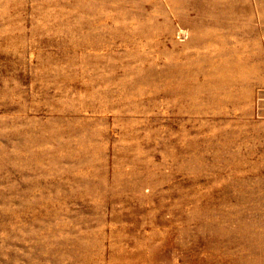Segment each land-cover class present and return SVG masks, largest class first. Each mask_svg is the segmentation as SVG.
Returning a JSON list of instances; mask_svg holds the SVG:
<instances>
[{
    "label": "rangeland",
    "instance_id": "rangeland-1",
    "mask_svg": "<svg viewBox=\"0 0 264 264\" xmlns=\"http://www.w3.org/2000/svg\"><path fill=\"white\" fill-rule=\"evenodd\" d=\"M0 264H264V0H0Z\"/></svg>",
    "mask_w": 264,
    "mask_h": 264
}]
</instances>
